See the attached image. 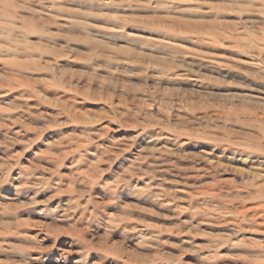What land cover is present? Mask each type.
Wrapping results in <instances>:
<instances>
[{
	"label": "rangeland",
	"instance_id": "obj_1",
	"mask_svg": "<svg viewBox=\"0 0 264 264\" xmlns=\"http://www.w3.org/2000/svg\"><path fill=\"white\" fill-rule=\"evenodd\" d=\"M261 186L264 0H0V264H264Z\"/></svg>",
	"mask_w": 264,
	"mask_h": 264
},
{
	"label": "bare ground",
	"instance_id": "obj_2",
	"mask_svg": "<svg viewBox=\"0 0 264 264\" xmlns=\"http://www.w3.org/2000/svg\"><path fill=\"white\" fill-rule=\"evenodd\" d=\"M164 135V134H163ZM160 136V135H159ZM128 143V142H127ZM219 143V146H222V145H220V143L221 144H223V145H227L228 146V148L229 147H233L235 144H233V143H230L229 141H227V140H221L220 142H218ZM218 144L215 142V146H217ZM243 145H245V144H243ZM128 147V146H127ZM155 147V146H154ZM227 148V149H228ZM223 149H225V148H223ZM117 151V150H116ZM245 151V150H244ZM246 151H247V149H246ZM154 152V151H153ZM221 155V154H220ZM223 157V156H222ZM157 159V158H156ZM220 159V158H219ZM215 160V159H214ZM220 161V160H219ZM159 162V161H158ZM166 162H168V161H166ZM221 162V161H220ZM150 163V162H149ZM172 164V163H171ZM193 164V163H192ZM162 165V164H161ZM215 165V164H214ZM164 166V165H163ZM215 166H217V165H215ZM168 167V166H167ZM171 167V166H170ZM172 167H173V165H172ZM195 167H197V166H195ZM207 167V166H206ZM222 167V166H221ZM253 167V166H252ZM156 168H158V166L156 167ZM155 168V169H156ZM161 168V167H160ZM164 168V167H163ZM174 168V167H173ZM181 168V167H180ZM190 168V167H189ZM193 168V167H192ZM210 168V167H209ZM208 168V169H209ZM212 168V167H211ZM218 167H213L212 169L213 170H216ZM166 169V168H165ZM195 169V168H194ZM207 169V170H208ZM219 169V168H218ZM206 170V171H207ZM169 171V170H168ZM196 171V170H195ZM203 171H205V169L204 168H200V170H199V172H202V173H204ZM205 171V172H206ZM163 172V171H162ZM161 172V173H162ZM170 172V171H169ZM177 172V171H176ZM194 172V171H193ZM208 172V171H207ZM151 173V172H150ZM178 173V172H177ZM195 173V172H194ZM219 173V172H218ZM186 174V173H185ZM199 174V173H198ZM215 174V173H214ZM195 175H196V173H195ZM178 176V175H177ZM197 176V175H196ZM213 176V175H212ZM182 177V179H191V178H193L194 176H190V175H186V176H181ZM198 177V176H197ZM202 177V176H201ZM180 179V178H179ZM195 181V180H194ZM215 181V180H214ZM213 182V181H212ZM219 182V181H218ZM221 182V181H220ZM222 183V182H221ZM200 184V183H199ZM222 185H224V184H222ZM227 185H229V184H227ZM198 186V185H197ZM211 187V186H210ZM216 188H218V191L220 190L221 191V188H222V186L221 185H216V184H213V186H212V188H211V190H210V192H209V194L210 195H212V196H215V197H217L218 196V192H215V189ZM228 189V188H227ZM197 190V189H196ZM201 190V189H200ZM205 191H207V190H205ZM228 191V190H227ZM226 191V192H227ZM256 191V190H255ZM223 192V191H222ZM189 194H190V192H188ZM221 193V192H220ZM205 194V193H204ZM206 195V194H205ZM224 195V194H223ZM229 195V194H228ZM185 196L186 197H188L186 194H185ZM234 198H238L239 197V195L237 196V195H235V196H233ZM189 199V198H188ZM249 199L250 200H252V201H254L255 202V204L252 206V207H248V208H245V206H244V204H243V206H241V208H239V209H236L235 210V216H233L232 215V218H231V221H229L228 222V224L229 225H231L232 227H236V228H238V229H241L242 227V225L244 224V222H246V221H248L249 223H250V225L252 226V227H261L262 226V228L264 229V187H262L261 186V188L260 189H258V192H257V194H256V196H254V197H249ZM213 200V199H212ZM237 204V203H236ZM219 211V210H218ZM263 216H262V215ZM261 218H263V222L261 221V223L260 224H257V220L258 219H260L261 220ZM226 223H227V221H226ZM224 225V224H223ZM260 231V230H259ZM229 233V232H228ZM262 234H264V231H262L261 232Z\"/></svg>",
	"mask_w": 264,
	"mask_h": 264
}]
</instances>
